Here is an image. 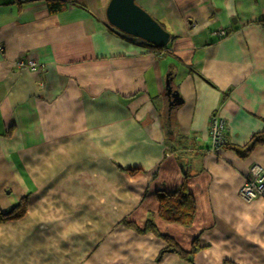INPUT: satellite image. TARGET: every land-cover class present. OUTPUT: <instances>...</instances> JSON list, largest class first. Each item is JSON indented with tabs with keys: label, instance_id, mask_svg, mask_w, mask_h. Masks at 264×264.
I'll return each mask as SVG.
<instances>
[{
	"label": "crops",
	"instance_id": "0c3cea01",
	"mask_svg": "<svg viewBox=\"0 0 264 264\" xmlns=\"http://www.w3.org/2000/svg\"><path fill=\"white\" fill-rule=\"evenodd\" d=\"M110 1L0 0V208L28 197L0 264H191L125 225L149 220L198 242L193 264H264V198L239 195L264 143L237 151L264 132V0H136L171 34L161 52L112 26ZM182 196L190 227L161 215Z\"/></svg>",
	"mask_w": 264,
	"mask_h": 264
},
{
	"label": "trees",
	"instance_id": "16d2710c",
	"mask_svg": "<svg viewBox=\"0 0 264 264\" xmlns=\"http://www.w3.org/2000/svg\"><path fill=\"white\" fill-rule=\"evenodd\" d=\"M260 24L264 27V19L260 21ZM155 48L158 49L160 52L161 50H163L162 48H157V47ZM262 143H264V132L255 134L251 139L250 143L246 145V147L242 149H237V151L241 155L245 156L248 153H250L257 145ZM170 199H173V196H171ZM174 200L175 202L172 201L173 202L172 203L166 201L165 199L164 200L160 199L162 217H164L167 221L180 222L182 223L180 225L185 227L192 226L191 224L193 219V207L191 206L192 200L187 196L174 198ZM27 203H28V197H25L20 201L19 204H17L15 207L11 208L8 211H3L0 208V225L11 220H17L22 218L24 214L27 212ZM125 225L127 227L134 228L136 231L140 233L151 232L160 239H162L165 242L166 246L161 251L160 258L165 253H175L185 261H188L191 264H193L194 256L201 249L198 242H196L194 245H192L190 251L184 250L171 236L160 233L156 228V225L151 220L148 221V224H146L143 229L137 227L134 224H125Z\"/></svg>",
	"mask_w": 264,
	"mask_h": 264
},
{
	"label": "water",
	"instance_id": "95a60500",
	"mask_svg": "<svg viewBox=\"0 0 264 264\" xmlns=\"http://www.w3.org/2000/svg\"><path fill=\"white\" fill-rule=\"evenodd\" d=\"M109 23L119 31L141 39L157 48H166L171 42V34L149 14L136 0H111L107 8ZM170 98L178 105L177 92L168 85Z\"/></svg>",
	"mask_w": 264,
	"mask_h": 264
},
{
	"label": "built area",
	"instance_id": "2783aa9c",
	"mask_svg": "<svg viewBox=\"0 0 264 264\" xmlns=\"http://www.w3.org/2000/svg\"><path fill=\"white\" fill-rule=\"evenodd\" d=\"M4 46L0 44V54L4 53ZM15 66L19 70H40V64L34 60H17ZM210 128V151L217 152L226 144L227 125L223 119L214 117ZM239 195L247 203H251L258 198H264V168L254 165L250 170V178L240 188Z\"/></svg>",
	"mask_w": 264,
	"mask_h": 264
},
{
	"label": "rangeland",
	"instance_id": "374dc122",
	"mask_svg": "<svg viewBox=\"0 0 264 264\" xmlns=\"http://www.w3.org/2000/svg\"><path fill=\"white\" fill-rule=\"evenodd\" d=\"M210 128H211V126H210ZM254 166H252V168H253ZM134 225H136V224H134ZM137 226V225H136ZM138 227V226H137Z\"/></svg>",
	"mask_w": 264,
	"mask_h": 264
}]
</instances>
